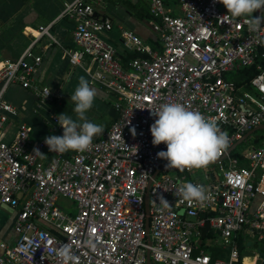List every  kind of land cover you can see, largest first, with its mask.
<instances>
[{
  "label": "built area",
  "instance_id": "2783aa9c",
  "mask_svg": "<svg viewBox=\"0 0 264 264\" xmlns=\"http://www.w3.org/2000/svg\"><path fill=\"white\" fill-rule=\"evenodd\" d=\"M148 1L161 49L119 27L124 45L145 54L127 65L103 39L111 20L90 2L74 0L61 13L75 23L79 50L68 51L70 59L95 65L92 79L119 113L98 139L51 113L69 151L33 139L22 123L5 141L8 85L31 87L42 103L56 96L30 83L41 61L30 47L0 67V204L16 209V239L0 240V264H147V255L151 264H246L247 243L264 248V141L233 155L248 136L230 150L264 125V0L239 15L240 0ZM49 26L27 32L49 34ZM249 67L257 71L249 84L226 77ZM202 158L213 164L203 179L157 172L165 165L188 172ZM206 223L224 257L201 247Z\"/></svg>",
  "mask_w": 264,
  "mask_h": 264
},
{
  "label": "crops",
  "instance_id": "0c3cea01",
  "mask_svg": "<svg viewBox=\"0 0 264 264\" xmlns=\"http://www.w3.org/2000/svg\"><path fill=\"white\" fill-rule=\"evenodd\" d=\"M72 1L74 0H0V67L6 61L18 59L30 47L34 55L41 57L30 83L47 86L56 96L52 102L42 103L31 87L24 88L19 82L8 85L3 93V100L12 106L13 113L9 115L5 128L4 140L7 142L13 139L22 123L31 128L33 139H46L64 152L69 151L68 145L57 135L51 113H58L91 139L100 138L112 123L114 97L92 79L95 65L86 56L75 62L67 53L79 50L72 39L75 27L73 19L61 15L65 5ZM87 1L93 5L97 17L111 20L112 29L102 36L113 46L118 58L134 52L124 45L119 27L133 31L148 45L150 41L157 39L148 25V0ZM47 25H50L49 34L27 32ZM150 47L153 50L161 49L160 45L158 49ZM128 62L122 64L127 65ZM259 200L258 196L254 206ZM15 214L16 209L0 204V240L8 245L13 244L16 239ZM210 231L208 229L201 235L202 242L206 245H213L214 242L208 237ZM214 243L221 246L219 242ZM207 253L210 254L209 251ZM243 257L246 264H257L264 257V248L249 243L243 251Z\"/></svg>",
  "mask_w": 264,
  "mask_h": 264
},
{
  "label": "trees",
  "instance_id": "16d2710c",
  "mask_svg": "<svg viewBox=\"0 0 264 264\" xmlns=\"http://www.w3.org/2000/svg\"><path fill=\"white\" fill-rule=\"evenodd\" d=\"M237 12L234 13L236 15H239L238 13V7H236ZM150 45L154 48V49H158L159 44H158V40H153L150 41ZM136 56H143V54H139L136 52H133L131 54H129L126 57H120L118 58L120 61H122L124 64H126L129 60H131L132 58L136 57ZM256 69L254 67H249V68H245L243 70H239L238 74L236 76H233V80L236 81V84L238 85H245L246 83L249 84V81L251 80V78L256 74ZM112 123L116 122L118 120L119 117V113L118 111L115 110L114 106L112 105ZM111 123V124H112ZM264 131V130H263ZM264 141V133L263 132H257L255 133L254 139L251 142V145L254 147H258L260 146ZM233 155H236V152H232ZM208 237L210 239H212V241H214L215 238V234L212 233V231L209 232ZM201 247L204 248V250L206 252H210L212 259L216 258V257H223L224 255V250H222L221 246L215 244L213 242V245H206L205 242L203 241L201 243Z\"/></svg>",
  "mask_w": 264,
  "mask_h": 264
},
{
  "label": "rangeland",
  "instance_id": "374dc122",
  "mask_svg": "<svg viewBox=\"0 0 264 264\" xmlns=\"http://www.w3.org/2000/svg\"><path fill=\"white\" fill-rule=\"evenodd\" d=\"M251 2L252 0H240V1H236L235 2V6L240 8V7H245L247 10H249V8H251ZM250 11V10H249ZM226 77L228 79H232L233 78V72L231 73H227L226 74ZM264 129H258L256 130L255 132H253L250 137H248L244 142L240 143L239 146H237L233 152L237 151L239 148L243 149L244 147H248L249 145H251V142L253 141L254 139V136H255V133L257 132H263ZM209 161L208 163H204V164H194L192 167H191V170L186 172L184 169H178V170H175V169H167L166 172L171 174V175H175V174H187L188 177H191V176H194L196 175L197 177H199L200 179H203L204 175L209 171V169L211 167H213V164L210 163L211 160H209L208 158H202L200 161L198 162H207ZM59 206L63 207V208H67L68 205H69V201L65 200V199H61L59 200ZM249 244V243H247Z\"/></svg>",
  "mask_w": 264,
  "mask_h": 264
},
{
  "label": "water",
  "instance_id": "95a60500",
  "mask_svg": "<svg viewBox=\"0 0 264 264\" xmlns=\"http://www.w3.org/2000/svg\"><path fill=\"white\" fill-rule=\"evenodd\" d=\"M258 129H264V125H260V126H258L257 128H254V129H252V130H250L249 132H247L239 141H237L231 148H230V150L231 149H233L237 144H239L241 141H243V140H245L248 136H250L253 132H255L256 130H258ZM229 150V151H230ZM204 163H208V162H200V163H195V164H204ZM181 168H183V165H181V166H175V167H172V166H170V165H165V166H161L158 170H157V172H159L160 170H164V169H175V170H178V169H181ZM156 172V173H157ZM145 209H146V211H148V194L146 193V195H145ZM202 217H204V215H202ZM145 228H146V231H147V233H148V221L146 220V222H145ZM209 229V224L208 223H206L205 224V226L201 229V235L203 236L205 233H206V231ZM149 237V236H148ZM149 242H150V240H149ZM147 264H151L150 263V258H149V255H147Z\"/></svg>",
  "mask_w": 264,
  "mask_h": 264
}]
</instances>
